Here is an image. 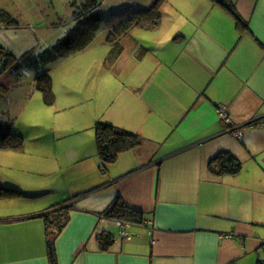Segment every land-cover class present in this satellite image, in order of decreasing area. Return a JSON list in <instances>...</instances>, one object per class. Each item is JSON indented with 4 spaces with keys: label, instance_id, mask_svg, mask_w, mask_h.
Segmentation results:
<instances>
[{
    "label": "crops",
    "instance_id": "1",
    "mask_svg": "<svg viewBox=\"0 0 264 264\" xmlns=\"http://www.w3.org/2000/svg\"><path fill=\"white\" fill-rule=\"evenodd\" d=\"M230 1L244 29L210 0H164L159 26L136 29L160 33L151 47L122 41L120 56L103 68L124 86L104 121L95 114L87 122L146 144L119 154L103 174L95 133L54 136L59 167H69L65 154L70 166L96 161L76 165L61 200L54 188H17L21 196L0 199V264H49L40 215L66 201L72 211L56 240L57 264H264V0ZM237 128L240 139L230 134ZM221 153L240 162L239 173L211 169ZM117 197L145 215L129 226L128 240L100 218ZM100 233L114 237L105 252Z\"/></svg>",
    "mask_w": 264,
    "mask_h": 264
},
{
    "label": "rangeland",
    "instance_id": "2",
    "mask_svg": "<svg viewBox=\"0 0 264 264\" xmlns=\"http://www.w3.org/2000/svg\"><path fill=\"white\" fill-rule=\"evenodd\" d=\"M155 1L0 0V47L15 58L29 53L33 62L28 67L29 73L21 78L8 73L0 78L8 88L0 103V120L5 129H12V133L23 137L21 151L0 150V184L14 186L23 193L54 188L62 193L51 196L58 195L61 200L73 185L69 179L76 174V165L96 161L91 156L88 162L70 166L74 158L62 154L69 167H59L53 137L81 128H87L89 135L94 133L91 116L95 114L97 120L104 121L116 98L112 94L124 86L122 78L104 71L103 67L111 66L110 51L114 52L112 57L119 46L123 51L122 41L130 37L142 41L143 48H149L160 36V33L155 35L135 28L117 40L122 30L116 28ZM226 3L232 4L230 0ZM182 11L188 13L189 6L184 4ZM2 12L10 18L6 15L1 18ZM82 16L80 28L88 32L83 41L93 40L85 50L77 52L76 44L71 46L68 37L79 26L77 21ZM9 20L14 23H7ZM53 51L60 57L51 61ZM39 58L42 64L39 61L38 66L35 60ZM43 72H48L51 79V104L34 86L35 78Z\"/></svg>",
    "mask_w": 264,
    "mask_h": 264
},
{
    "label": "trees",
    "instance_id": "3",
    "mask_svg": "<svg viewBox=\"0 0 264 264\" xmlns=\"http://www.w3.org/2000/svg\"><path fill=\"white\" fill-rule=\"evenodd\" d=\"M164 0H156L151 6L143 11H137L129 19L122 23L121 26L116 28V30L121 29V36L116 37L118 40L122 36L126 35L132 29L141 30H154L156 29L161 21L160 5ZM214 4L219 5L226 9L231 16L234 18L235 23L238 28H245V24L242 21L239 14L236 12L235 8L231 3H226V0H210ZM5 15L10 18L6 13L2 12L1 18ZM83 17H79L76 29H74L68 39L71 41V46L76 44L77 52L84 50L93 39L88 41H83V37L87 35L88 32H83L80 28ZM13 21L9 20L7 23ZM14 23V22H13ZM115 30V29H114ZM92 37V36H91ZM77 42L79 44H77ZM107 42H109L107 40ZM110 43V42H109ZM111 47V44H109ZM118 48V47H117ZM116 48V49H117ZM114 51V50H113ZM108 63L113 64L122 52L121 46L119 50L115 52L110 51ZM29 54V53H28ZM25 54L23 57L15 58L10 52H7L0 47V60L2 69L0 70V78L8 73L11 76L18 77L25 76L24 74L29 73L28 67L33 65V62L29 59L31 56ZM50 60L54 61L59 59V54L56 51L50 53ZM38 63L42 59L35 60ZM35 64V63H34ZM39 66V65H38ZM41 70V69H40ZM34 86L37 91H39L44 100L47 103H52L53 93L51 87V79L48 72H43L39 74L34 80ZM8 88L6 83L0 82V103L5 99ZM94 133L96 140L97 155L99 158V171L105 174L109 165L113 164L118 155L127 151H137L139 152L142 147L146 144L147 140L141 136L120 129L105 122H96L94 125ZM23 146V138L18 133H12V129H5L4 123L0 120V150L9 151H21ZM211 169L216 171L217 174H230L235 175L239 173L241 169V164L238 160L233 158L228 153H221L217 155L211 162ZM21 193L17 188L9 185L0 184V199H9L21 196ZM69 201L58 203L56 205L48 208L44 213L40 215L44 225V238H45V249L49 264H57V254H56V240L61 234V232L66 227L69 221V214L72 211V207L68 205ZM145 215L137 210L129 208L120 198H116L112 204L105 209L100 214V218L122 225L135 226L142 225L145 221ZM113 235L109 233H100L97 236V241L99 244V249L103 252L109 250L113 243Z\"/></svg>",
    "mask_w": 264,
    "mask_h": 264
},
{
    "label": "built area",
    "instance_id": "4",
    "mask_svg": "<svg viewBox=\"0 0 264 264\" xmlns=\"http://www.w3.org/2000/svg\"><path fill=\"white\" fill-rule=\"evenodd\" d=\"M1 69H2V66H1V60H0V70ZM219 115H220V117L223 119V121L225 123H228V118H227V115H225L224 111L220 110L219 111ZM230 134L232 135V137H234L236 139H240L241 136H242L240 128H237L236 130L231 131ZM128 228H129L128 225L120 226L118 236L121 237L124 240L130 239V234L128 232Z\"/></svg>",
    "mask_w": 264,
    "mask_h": 264
}]
</instances>
